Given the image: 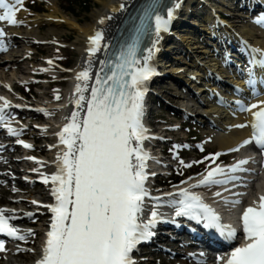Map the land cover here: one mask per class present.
<instances>
[{"label": "snow or ice", "instance_id": "obj_1", "mask_svg": "<svg viewBox=\"0 0 264 264\" xmlns=\"http://www.w3.org/2000/svg\"><path fill=\"white\" fill-rule=\"evenodd\" d=\"M22 4L23 0H14V5L0 0V8L5 9L0 14V21H7L11 25L21 23L15 18V5ZM180 6V0H173L165 4L164 8L160 7V0H149L138 11L135 18L145 24L154 18V28L148 24L138 29L145 36L154 34L150 40L151 46L144 49L146 55L137 58V48L133 45L128 48L127 54L121 51L115 62L101 61L102 67L97 72L95 84L91 87V97L86 102V115L81 119L80 114L73 111L57 134L66 150L58 157L56 173L50 178L43 177L45 184L51 180V194L55 203L46 206L52 213L50 230L46 233V244L36 264H136L132 253L138 246L155 236L154 230L159 223L176 224L178 217L194 220L206 229L216 230L226 240L236 238V228L224 224L219 213L189 189L181 188L179 199L162 201L161 197H152L146 188L150 175L147 162L152 157L143 144L154 138L148 134L143 122L146 83L156 74L151 61L158 51L156 45L160 34L169 31ZM103 22L102 18L100 23ZM4 36L5 32L0 28V38ZM102 40L101 31L89 37L90 57L101 50ZM103 47L107 48V45ZM0 50H6L2 44ZM250 51L258 54L248 62L250 66H256L252 71L258 68L264 72V50L253 47ZM100 73L105 75L101 76ZM90 79V68L77 74V80L84 82L83 86L80 83L75 86L78 108L84 107L83 92L87 90L86 82ZM248 83H253L251 72ZM56 99H59V95ZM0 100L4 101L0 104V120H3L10 104L3 97ZM241 111H251L253 134L229 151H238L240 147L253 142L264 149V101L241 105ZM247 126L235 125L239 128ZM8 131L17 135L15 129L9 128ZM17 143L26 148L32 147L23 141L18 140ZM219 155L215 153L205 157V160H215ZM248 162L242 159L227 169L217 165L191 187L226 185L238 181L241 177L235 173L249 171L243 167ZM185 167H191V164ZM228 190L225 188V191ZM214 195L221 197L222 193L217 191ZM233 195L240 196L243 193ZM146 198L155 202L150 209L146 208ZM222 199L225 204L233 206L241 203L239 199ZM165 203L174 208L173 216L166 217L159 212V207ZM6 212L13 214L6 215ZM14 212L0 208V234L24 240L26 237L22 230L12 223L19 219ZM240 220L244 238L248 242L236 247L226 264H264V194L258 202L254 201L243 210ZM27 233L34 234L31 229ZM4 250V241L0 240V251Z\"/></svg>", "mask_w": 264, "mask_h": 264}, {"label": "bare ground", "instance_id": "obj_2", "mask_svg": "<svg viewBox=\"0 0 264 264\" xmlns=\"http://www.w3.org/2000/svg\"><path fill=\"white\" fill-rule=\"evenodd\" d=\"M136 0H100L102 4V9L98 10L97 13H94L92 16V22L88 23L87 25H81L79 23V17L77 18H71V17H65L61 13L58 12L57 9V2L55 1H47L48 5V12H44L43 15L51 19H57V18H63L66 23L69 24V26L72 29H75L78 33H80L83 36V40L78 44H73L76 46L77 50L79 51V58L76 62V64L72 68V74L70 75V84L67 88V92L65 93L64 99H62L60 102H43V101H37V102H31V106L35 107H44L45 109H42L44 113L47 114V116H42L41 114L36 115V119L45 120V123L47 124L48 128H36L33 129L36 132L39 131L40 135L44 138V140L47 142V144H44L43 148H38V152L45 153L46 156H49V159H51L50 164L48 165L45 163L44 165L42 162L39 161L40 166L38 168L39 175L45 174L48 177H51L52 174L56 173L57 171V161L58 157L66 150V146L61 145L59 141V136L57 135L61 130L64 123L67 122L66 118H70L71 113L73 111H76L80 114V118H83L84 115V109L87 102V96L89 94V84L91 83L92 79L94 78V74L96 73V70L98 68V54L95 53L94 56H91L87 54L88 48L90 47L89 44V36L95 34L97 31H101L103 33V40L101 42V48L103 45H105L108 37L110 36V32L116 25L118 19H121V13L126 11V8L128 6H131L133 2ZM233 0H180L181 6L178 8V18L176 20H179V22L176 23L175 27L173 28V32L170 33L169 37H164L162 39H159L157 46H160L161 54L156 51L154 54V58L151 62L158 65L157 68V81L163 80V78H171L174 82H179L180 80L184 82H189V79L191 78V74H197L198 72H195L193 68H196L202 70L205 74H209L212 69H216L215 67H219V62L215 59L213 60V57L215 56L214 50L206 44L204 40H200L198 43L196 42H189L183 46L181 44L182 40L187 41L190 38V36H195L194 40L197 39V36H201L203 34L204 36H213L217 38H222L224 36V30L222 25L220 26V22L217 20V17L214 13H220L222 10L214 9L212 6L219 7L220 5L223 8L224 12H228L231 10V2ZM192 3H199L204 6H206L208 9V13L204 15L197 14L195 9L192 7ZM222 3L224 5H222ZM123 4V8H121V5ZM261 4L264 6V0H261ZM209 5H212L209 7ZM190 8L192 11H190ZM18 9L15 14V18L17 21L19 20L18 16ZM122 13V14H123ZM43 17V16H42ZM110 17V18H109ZM41 16L37 15L32 19L33 23H38L39 21H42L43 18L40 20ZM104 19L103 23H100L101 19ZM197 18H200V21H197ZM202 19V21H201ZM234 16L232 17L231 21L234 20ZM175 20V21H176ZM230 21V22H231ZM21 23H24V27L19 28L18 24L13 25V28L8 31V37L14 41H16L17 44H28L31 42V40L34 38H40L45 39L48 37H42L38 36V33L35 31H31L32 26L27 23V20L20 21ZM239 23V22H238ZM239 27H241L242 31H244L246 34H248L249 37H252L256 41V47L259 49L264 50V40H260V38H256L255 34H253V29H249L247 26V21L242 20L241 24H238ZM233 26H236V24H233ZM238 27V26H237ZM248 31H246V30ZM191 30V32H189ZM239 31L240 35H246L244 32ZM187 33H190V35H187ZM227 35H230L229 33ZM234 35V34H233ZM203 37L201 39H203ZM222 41V39H221ZM219 41L220 45H222V42ZM178 44V45H177ZM200 47V49H198ZM223 47V45H222ZM221 47V48H222ZM24 52H27V50H15L11 54H6L1 56L0 58V90L6 91L13 75L15 74V70L23 71L21 68V64L24 63V61H32L35 62V60L39 59L34 54H28V56L25 57ZM210 55V58H208ZM178 57H186L187 60L178 59ZM216 57V56H215ZM173 58H177L178 60H174ZM194 59H197L195 61ZM200 59V60H199ZM202 59V60H201ZM208 59V60H205ZM205 61H209L210 64H205ZM163 64V65H162ZM85 68H90V75L91 79L88 80L87 83V90L83 92V95L85 97V100L82 101V104H84L83 108H78L75 101L78 97V94L75 92V86L80 83L82 86L84 84L83 81L77 80V74L84 70ZM165 68V70H164ZM10 70V71H8ZM187 71V73H190V75L184 73ZM25 73L28 72V70L24 71ZM23 72V73H24ZM232 77H235L234 82H236L238 87L242 88L243 94L251 93L253 95L257 94V97H255L251 102V104H256L259 101H264V75H258L253 79V83L250 85L248 83L249 80V74L250 70L248 68H245V74L238 79V76L241 73H237L236 71L231 72ZM199 75V73H198ZM214 82V85L211 86L210 90L217 88V85L219 84V81L217 79L211 78ZM177 82V83H178ZM193 81H190L188 84H193ZM184 84V83H183ZM202 83L197 85V94H200L201 91L204 92L203 87H201ZM240 88V89H241ZM209 91V90H208ZM241 92V93H242ZM2 92H0L1 94ZM216 95V98H218V92L216 91L214 93ZM39 95L37 93L35 95V98ZM183 101H185L188 104H191V99L188 98V94L181 95ZM3 97L4 96H1ZM4 101L0 100V104H3ZM194 104V103H192ZM191 106V105H189ZM212 105H206L205 107H196L192 105L189 107L188 111L190 113H197L200 117H213V121L215 122V130L214 133L207 134L206 136H209L212 140V144H216L219 149H226V147H229L231 145L237 144L239 140H241L244 136L247 135L248 129L239 128L236 127V130L232 129L233 125L236 123H240L244 121L245 116L243 114L245 112L235 110L231 115H233V120L225 116L224 119H230L232 120L230 125H226L227 122H223L222 120H218L220 118L221 112L224 109L217 105L213 108L209 107ZM209 107V108H208ZM213 112H216V115L213 116ZM227 112V110H224V113ZM230 113V112H229ZM239 125V124H237ZM10 126V125H9ZM227 127H230L229 130H227ZM152 159L149 161H154L153 156L151 155ZM148 161V162H149ZM156 162V161H154ZM47 172H50L49 174ZM6 176V175H5ZM193 179H189L187 182L189 183ZM263 180V179H261ZM51 188H49V192H51L52 189V183L49 182ZM186 185V182L183 183V186ZM181 186V185H180ZM9 188L7 187L6 191ZM43 189H46L45 187ZM39 195V196H38ZM178 199L179 195L177 196L174 194L172 197L163 198L162 201H165L167 199ZM15 199L18 202H21L24 198L22 196H16ZM33 201H36L37 203H33ZM49 201L50 205H53L55 203V198L52 196L50 197V194H47L46 192H43L40 190L36 191L35 194H33V191L30 190L29 195L25 199L24 202H26L27 206V213L23 212L22 210L18 209H8L4 206L0 205V208L8 209V210H15L14 214L19 217V219H16L12 221L13 225L15 223L19 222L20 220H26V214H28L30 211L36 212L39 209H42L44 212H46V217L42 214L36 213L35 215H32L33 218L29 220V224H32V232L34 234H31L32 237L29 240L31 244H34L35 239H40L41 244L36 245V247L31 251H28L30 255L24 254L25 251H15L13 254L18 258L17 261L13 260H5L2 264H27L25 262H29V264H36V261L39 260L42 256V250H43V242L42 239L44 236H46V233L50 230V222L52 218V213L50 211V208L43 207V202ZM0 203H10V201L3 202L2 198H0ZM167 205V204H166ZM168 206V205H167ZM172 207V206H171ZM174 208L172 207V210ZM6 215H12L11 212H6ZM148 215V211L145 212V216ZM19 228V227H18ZM22 230V233L25 235V237H28L30 234L27 233V229L19 228ZM45 234V235H44ZM24 258V259H21Z\"/></svg>", "mask_w": 264, "mask_h": 264}, {"label": "rangeland", "instance_id": "obj_3", "mask_svg": "<svg viewBox=\"0 0 264 264\" xmlns=\"http://www.w3.org/2000/svg\"><path fill=\"white\" fill-rule=\"evenodd\" d=\"M40 1L41 0H29L26 6V9L23 10L21 14H19L21 15V20L22 19L27 20V23H29V25L32 26L31 31L37 32L38 36L48 37L44 39L45 41H42V44L40 45L42 47L36 46L37 48L35 51V55L37 58H40V59H38L37 62H35L34 66H39L43 64L45 57L49 56L52 59L58 60L61 64L64 65V67H61L60 65L53 66V67L55 68V71H63L67 78V80H64L65 82H62V83L58 82V84H52L49 87H46V83L42 82L43 86L38 87L37 91L39 95L35 98V100L37 99L39 101H46L47 99L45 98V93L47 91L49 92L63 91L65 93L66 89L68 88V83H69L68 79L70 77L72 68L76 64L79 58V55H80L76 46L73 44L80 43L83 40V36L80 33H78L75 29H72L69 26V24L65 22L63 18L61 19L55 18L54 20L48 17L45 18L43 13L44 11L48 12V5H47V2H44V1H43V5H41ZM52 1L57 2L58 12L64 15L65 17L66 16L71 17V18L79 17V23L81 25H87L88 23H91L93 14L97 13L98 10L102 9V4L100 0H52ZM40 11H43V12H40ZM206 11L207 9H205V12ZM201 14L203 15V13ZM37 15L41 16L40 20L42 18L43 20L39 21L38 23H33L32 19H34V17H36ZM198 20L200 21V18H197V21ZM238 24H241V23H238ZM248 31H249V28H248ZM189 32H191V30H189ZM187 35H190V33H187ZM192 38H195V36L193 37L190 36V38L188 39V42L185 40L184 41L182 40L181 44L185 46V44L189 43L190 41L195 42V40ZM197 38L199 39V36H197ZM260 40H262V38H260ZM16 48L17 49L15 50L23 49L22 47H19V46H17ZM30 48H31V51H34L35 49V48L33 49L32 47ZM159 53L161 54L162 52L159 50ZM173 59L174 60H178V59L187 60L186 57H183V58L178 57V59L177 58H173ZM30 62L26 60L24 61L23 64H21L22 66L21 69L23 71L15 70V74L13 75L12 79H10L11 84H14L15 80L24 79V78L29 77L28 76L29 73L28 72L25 73L24 71L30 70L29 69ZM49 68L53 69L52 67H49ZM51 73L55 75L56 72H51ZM151 86H152L151 87L152 93L147 96V100H148L147 105L151 108L150 112H148L147 119L152 120L157 127H166L168 130H170L171 131L170 136L172 138L171 140H169V138H166V141L160 142L159 143L160 146L158 148L162 146L165 149H167V151L171 150V143L174 142V139H178L180 141V139L184 138L186 134L188 135L189 140L193 139L194 136H196L195 138L200 139L201 136H199V134H197L195 130L197 129L200 131L201 134H203L202 132L204 128L202 129L200 127H197L190 120L188 119L186 120V118H183L181 112L179 113V111H177V109H179L180 106H183L184 101L182 99V96L180 95L183 94L181 91L185 92L184 88H186V86L184 84L177 85L176 82L171 80V78H165V77L163 78V80H160V81L158 80L157 82H154ZM21 91L28 93L27 98L33 101V95L36 93L35 90H32L31 87H29L26 90L21 89ZM9 93H12L11 95L15 93V96H17L18 99L20 100L22 99V97H19L18 93L16 91H13L12 89L9 90ZM42 123L44 124V120L43 122L41 120L32 121V122L26 121V122H22L21 125L26 126V124H29V125H34V127H37V126L39 127L43 125ZM29 132L30 131L27 130L24 133L27 134ZM32 133H33V136L36 137L35 138L36 144L38 145V147H36L35 149L41 148L42 144H44L45 142L43 141V137L38 138L39 132L37 133L35 131H32ZM183 140L184 139H182L181 144L183 143ZM188 145L189 147L193 145L195 146L196 143L192 144V142L190 143L188 142ZM216 147H217L216 144L215 145L210 144L209 149L210 151H213L215 150ZM206 150L208 151V149ZM193 152H195V150L188 151V153H193ZM17 156L18 155H13L14 158H17ZM0 157L6 158V157H9V155L0 152ZM10 164H11V167L13 166V168L16 171L19 170V168H23V166H21L20 164H13V163H10ZM177 172H179V170ZM172 178H174V176ZM1 183H4V182L1 181ZM18 184H20L19 180L15 182H8L5 184V188H7V186H10L14 190H17ZM27 189L32 190L34 194L36 193V191H39V192L40 190L43 191L41 186H38L36 184H29L27 186ZM10 193L11 192H7V194L3 195V193L0 192V198H2L3 202L8 201V198H11L12 195ZM3 205H5L6 207L8 206V204H3ZM23 206H24L23 204L11 205V207H17V208L23 207ZM35 242L38 243V241H35ZM16 248L21 249L20 247H16ZM25 249L26 250L32 249V246H28ZM138 258L141 264H162V262H160V258L156 256L155 253L153 254L152 252H148L147 249L143 250V253L140 254ZM10 259L15 260V261L18 260L16 256L14 255L12 256L11 254H6L4 252L2 253L0 264H2V262L5 260H10ZM164 264H167V262H164Z\"/></svg>", "mask_w": 264, "mask_h": 264}, {"label": "water", "instance_id": "obj_4", "mask_svg": "<svg viewBox=\"0 0 264 264\" xmlns=\"http://www.w3.org/2000/svg\"><path fill=\"white\" fill-rule=\"evenodd\" d=\"M148 2H149V0H147L145 4H147Z\"/></svg>", "mask_w": 264, "mask_h": 264}]
</instances>
